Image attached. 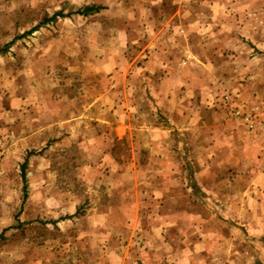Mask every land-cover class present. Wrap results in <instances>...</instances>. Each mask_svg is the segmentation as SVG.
<instances>
[{
	"label": "rangeland",
	"instance_id": "rangeland-1",
	"mask_svg": "<svg viewBox=\"0 0 264 264\" xmlns=\"http://www.w3.org/2000/svg\"><path fill=\"white\" fill-rule=\"evenodd\" d=\"M237 109L264 0H0V264H264Z\"/></svg>",
	"mask_w": 264,
	"mask_h": 264
},
{
	"label": "crops",
	"instance_id": "crops-1",
	"mask_svg": "<svg viewBox=\"0 0 264 264\" xmlns=\"http://www.w3.org/2000/svg\"><path fill=\"white\" fill-rule=\"evenodd\" d=\"M150 62L152 63V65L155 64L152 61H150ZM155 66L157 67V69H161L164 66V61L162 60L158 64L156 63ZM174 77L175 76L173 74V69H172L169 71L168 75L165 76V78L161 77V79L164 78L161 80V84H165V83H167V84L172 83L173 84V81H180L182 79V78H180V79L178 78V80H175L176 77L175 78ZM169 92H171V90H169ZM256 157H257V159L261 158V157L258 158V156H256ZM262 159H263L262 163L264 164V157ZM251 180H252L251 184L253 185L252 189H253V192H255V195L261 196V197L264 196V171L253 175ZM263 200H264V198H263ZM253 206H254V209H252V211H254V210L264 211V204L259 203L258 201L257 202L255 201V204Z\"/></svg>",
	"mask_w": 264,
	"mask_h": 264
},
{
	"label": "built area",
	"instance_id": "built-area-1",
	"mask_svg": "<svg viewBox=\"0 0 264 264\" xmlns=\"http://www.w3.org/2000/svg\"><path fill=\"white\" fill-rule=\"evenodd\" d=\"M234 113L236 116L242 118L249 129L253 131H264V121L258 120L254 113L244 112L240 109H237Z\"/></svg>",
	"mask_w": 264,
	"mask_h": 264
},
{
	"label": "trees",
	"instance_id": "trees-1",
	"mask_svg": "<svg viewBox=\"0 0 264 264\" xmlns=\"http://www.w3.org/2000/svg\"><path fill=\"white\" fill-rule=\"evenodd\" d=\"M100 9V7L99 6H96V5H91V6H86V7H84V8H82V9H79V13H82V14H89V13H92V12H96V11H98ZM23 180H24V182L26 183V178H25V167H26V164H23Z\"/></svg>",
	"mask_w": 264,
	"mask_h": 264
}]
</instances>
